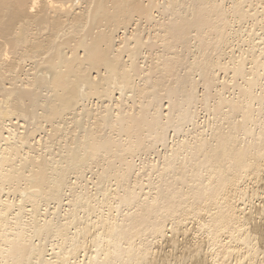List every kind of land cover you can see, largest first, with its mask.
<instances>
[{
    "label": "bare ground",
    "instance_id": "obj_1",
    "mask_svg": "<svg viewBox=\"0 0 264 264\" xmlns=\"http://www.w3.org/2000/svg\"><path fill=\"white\" fill-rule=\"evenodd\" d=\"M0 264H264V0H0Z\"/></svg>",
    "mask_w": 264,
    "mask_h": 264
}]
</instances>
